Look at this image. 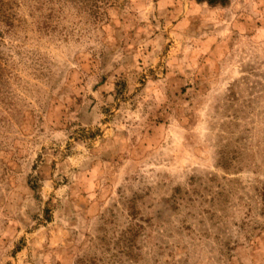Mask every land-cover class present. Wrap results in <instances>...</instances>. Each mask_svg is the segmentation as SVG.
Segmentation results:
<instances>
[{"label": "rangeland", "instance_id": "rangeland-1", "mask_svg": "<svg viewBox=\"0 0 264 264\" xmlns=\"http://www.w3.org/2000/svg\"><path fill=\"white\" fill-rule=\"evenodd\" d=\"M0 264H264V0H0Z\"/></svg>", "mask_w": 264, "mask_h": 264}]
</instances>
